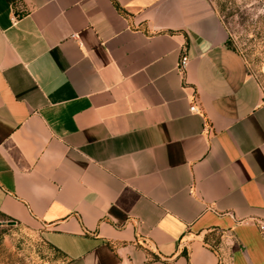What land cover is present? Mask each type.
<instances>
[{"label":"crops","instance_id":"0c3cea01","mask_svg":"<svg viewBox=\"0 0 264 264\" xmlns=\"http://www.w3.org/2000/svg\"><path fill=\"white\" fill-rule=\"evenodd\" d=\"M228 35L210 0H0V219L61 264H264V100Z\"/></svg>","mask_w":264,"mask_h":264},{"label":"rangeland","instance_id":"374dc122","mask_svg":"<svg viewBox=\"0 0 264 264\" xmlns=\"http://www.w3.org/2000/svg\"><path fill=\"white\" fill-rule=\"evenodd\" d=\"M242 57L259 82L264 100V0H210ZM62 255L39 231L0 219V264H61Z\"/></svg>","mask_w":264,"mask_h":264},{"label":"built area","instance_id":"2783aa9c","mask_svg":"<svg viewBox=\"0 0 264 264\" xmlns=\"http://www.w3.org/2000/svg\"><path fill=\"white\" fill-rule=\"evenodd\" d=\"M187 62V57L186 55H181L179 60H178V63H177V68L180 70V71H183L184 70V67H185V64ZM190 110H194V106H190L189 107ZM258 231H259V234H260V237H261V240H262V243L264 245V217H260L258 219H256L254 221Z\"/></svg>","mask_w":264,"mask_h":264},{"label":"trees","instance_id":"16d2710c","mask_svg":"<svg viewBox=\"0 0 264 264\" xmlns=\"http://www.w3.org/2000/svg\"><path fill=\"white\" fill-rule=\"evenodd\" d=\"M228 40H229V35H228Z\"/></svg>","mask_w":264,"mask_h":264}]
</instances>
